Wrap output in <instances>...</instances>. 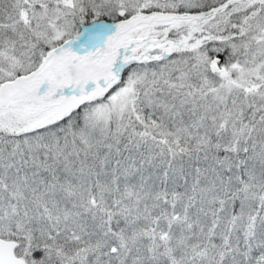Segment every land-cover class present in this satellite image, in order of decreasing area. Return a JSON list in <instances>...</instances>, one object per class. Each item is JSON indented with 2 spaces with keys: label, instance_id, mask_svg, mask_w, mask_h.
<instances>
[{
  "label": "snow or ice",
  "instance_id": "snow-or-ice-1",
  "mask_svg": "<svg viewBox=\"0 0 264 264\" xmlns=\"http://www.w3.org/2000/svg\"><path fill=\"white\" fill-rule=\"evenodd\" d=\"M0 264H264V0H0Z\"/></svg>",
  "mask_w": 264,
  "mask_h": 264
}]
</instances>
